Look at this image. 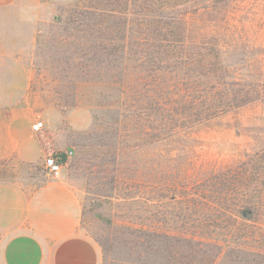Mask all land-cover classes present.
Segmentation results:
<instances>
[{
  "label": "rangeland",
  "instance_id": "1",
  "mask_svg": "<svg viewBox=\"0 0 264 264\" xmlns=\"http://www.w3.org/2000/svg\"><path fill=\"white\" fill-rule=\"evenodd\" d=\"M42 1L47 13L32 25L26 98L31 124L42 127L31 135L45 145L44 155L73 154L51 178L43 156H17L23 122H1L0 181L27 193L47 181L69 184L80 202L81 230L101 248L99 264H264V0L215 4H228L218 14L231 20L226 30L246 37L239 45L252 51L257 99L146 146L115 102L124 78L118 46L128 30L123 1ZM94 8L104 11L95 15ZM213 14L202 11V22ZM241 204L253 224L248 236L236 219L222 216ZM209 210L221 211L216 228ZM147 226L181 237L160 238L148 252L129 229ZM190 237L197 241L183 240Z\"/></svg>",
  "mask_w": 264,
  "mask_h": 264
},
{
  "label": "trees",
  "instance_id": "2",
  "mask_svg": "<svg viewBox=\"0 0 264 264\" xmlns=\"http://www.w3.org/2000/svg\"><path fill=\"white\" fill-rule=\"evenodd\" d=\"M122 1L128 13V30L118 46L124 78L121 96L115 102L127 113L126 120L145 146L257 99L251 78L252 51L239 45L246 37L226 30L231 20L218 16L225 13L228 4H215L228 0ZM207 10L214 14L204 24L201 14ZM103 11L94 8L93 13ZM223 24L225 30H220ZM116 49L113 44L110 53ZM66 159L61 153L60 161L64 163ZM242 205L222 212V216L226 221L236 219L239 232L248 236L253 224L248 208ZM209 213L215 223L212 227L216 228L220 223L215 219L220 220L221 211ZM201 227L208 229L209 225ZM129 229L139 233L148 252L154 251L160 238L181 237L160 234L154 226ZM185 239L197 241L194 237Z\"/></svg>",
  "mask_w": 264,
  "mask_h": 264
},
{
  "label": "crops",
  "instance_id": "3",
  "mask_svg": "<svg viewBox=\"0 0 264 264\" xmlns=\"http://www.w3.org/2000/svg\"><path fill=\"white\" fill-rule=\"evenodd\" d=\"M46 13L42 0H0V128L1 122L8 128L23 122L25 135L15 136V150L27 162L45 156V145L31 135L26 98L37 32L32 25ZM80 220L79 199L64 181H47L30 193L0 181V264H99L101 248Z\"/></svg>",
  "mask_w": 264,
  "mask_h": 264
},
{
  "label": "built area",
  "instance_id": "4",
  "mask_svg": "<svg viewBox=\"0 0 264 264\" xmlns=\"http://www.w3.org/2000/svg\"><path fill=\"white\" fill-rule=\"evenodd\" d=\"M42 127V121H36L32 125V129L34 131L40 130ZM64 154L66 157H70L73 154L72 149H68L64 151ZM43 164L45 169L47 170L48 174L51 176V178H58L60 175V170L62 167V162L60 161V155L59 154H47L43 158Z\"/></svg>",
  "mask_w": 264,
  "mask_h": 264
}]
</instances>
